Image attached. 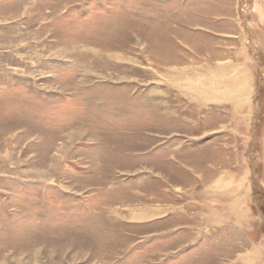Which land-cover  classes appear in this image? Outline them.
Here are the masks:
<instances>
[{
	"label": "rangeland",
	"instance_id": "1",
	"mask_svg": "<svg viewBox=\"0 0 264 264\" xmlns=\"http://www.w3.org/2000/svg\"><path fill=\"white\" fill-rule=\"evenodd\" d=\"M0 264H264V0H0Z\"/></svg>",
	"mask_w": 264,
	"mask_h": 264
},
{
	"label": "bare ground",
	"instance_id": "2",
	"mask_svg": "<svg viewBox=\"0 0 264 264\" xmlns=\"http://www.w3.org/2000/svg\"><path fill=\"white\" fill-rule=\"evenodd\" d=\"M190 72V71H189ZM179 74V73H178ZM211 77V76H210ZM179 78V77H178ZM199 78V77H198ZM207 78V77H206ZM197 79V78H196ZM195 79V80H196ZM212 78H207V80L209 81V80H211ZM189 80V79H188ZM194 80V81H195ZM193 81V80H192ZM197 81V80H196ZM213 81V80H212ZM198 82V81H197ZM170 83H172V82H170ZM176 83V82H175ZM189 83H190V81H189ZM192 83H194V82H192ZM199 83H201L200 81H199ZM172 84H174V83H172ZM177 84V83H176ZM187 84V83H186ZM183 85V84H182ZM194 85V84H193ZM172 86V85H171ZM179 86H180V83H179ZM184 86V85H183ZM196 87H193L192 88V90H195L196 92H198L201 96L203 95V96H205L206 95V93L208 94V93H210L211 94V92H214L215 94H218L217 92H216V90H214L213 88H211V87H208V86H203V84H199V85H195ZM189 87V86H188ZM188 87H187V89H188ZM239 87H240V93H243L244 94V92H246L247 91V88H245L246 86H240L239 85ZM238 87V88H239ZM177 88V87H176ZM190 90V89H189ZM225 91V90H224ZM228 92V91H227ZM227 92H225V93H222V96L224 95V96H226V97H229L230 95H226V94H229V92L227 93ZM232 92V91H231ZM189 93V92H188ZM219 95V94H218ZM239 95V94H238ZM199 96V95H198ZM203 96H202V98H203ZM210 96V95H209ZM221 96V95H220ZM223 96V97H224ZM240 96V95H239ZM243 96V95H242ZM245 97V96H244ZM247 97V96H246ZM206 98H208V97H206ZM210 99V98H209ZM206 100V99H205ZM238 104V103H237ZM137 217V216H136ZM138 219V218H137Z\"/></svg>",
	"mask_w": 264,
	"mask_h": 264
}]
</instances>
